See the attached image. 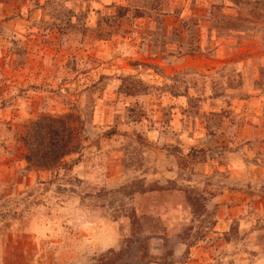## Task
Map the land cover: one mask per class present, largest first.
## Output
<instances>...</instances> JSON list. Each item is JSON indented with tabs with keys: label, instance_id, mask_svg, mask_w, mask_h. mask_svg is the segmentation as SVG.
<instances>
[{
	"label": "rangeland",
	"instance_id": "rangeland-1",
	"mask_svg": "<svg viewBox=\"0 0 264 264\" xmlns=\"http://www.w3.org/2000/svg\"><path fill=\"white\" fill-rule=\"evenodd\" d=\"M0 264H264V0H0Z\"/></svg>",
	"mask_w": 264,
	"mask_h": 264
},
{
	"label": "trees",
	"instance_id": "trees-1",
	"mask_svg": "<svg viewBox=\"0 0 264 264\" xmlns=\"http://www.w3.org/2000/svg\"><path fill=\"white\" fill-rule=\"evenodd\" d=\"M76 118L42 115L27 124L23 141L26 161L33 166L57 168L62 159L79 152L81 139Z\"/></svg>",
	"mask_w": 264,
	"mask_h": 264
}]
</instances>
